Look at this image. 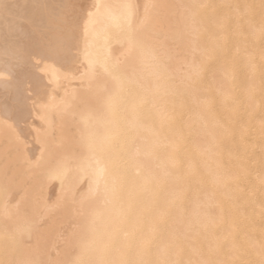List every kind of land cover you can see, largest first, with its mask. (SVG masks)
<instances>
[{
  "label": "bare ground",
  "instance_id": "1",
  "mask_svg": "<svg viewBox=\"0 0 264 264\" xmlns=\"http://www.w3.org/2000/svg\"><path fill=\"white\" fill-rule=\"evenodd\" d=\"M240 1L0 0V264H264V2Z\"/></svg>",
  "mask_w": 264,
  "mask_h": 264
},
{
  "label": "snow or ice",
  "instance_id": "2",
  "mask_svg": "<svg viewBox=\"0 0 264 264\" xmlns=\"http://www.w3.org/2000/svg\"><path fill=\"white\" fill-rule=\"evenodd\" d=\"M40 7L44 6L41 5ZM5 14H7V5L0 4V15ZM88 15L90 16L91 13H88ZM54 23L56 25L55 36L54 38L50 37L47 39L42 51L46 55L60 56L66 54L70 50L71 34L74 30V20L71 15L65 14L63 16L55 17ZM88 63L90 66L93 64L91 60H89Z\"/></svg>",
  "mask_w": 264,
  "mask_h": 264
},
{
  "label": "rangeland",
  "instance_id": "3",
  "mask_svg": "<svg viewBox=\"0 0 264 264\" xmlns=\"http://www.w3.org/2000/svg\"><path fill=\"white\" fill-rule=\"evenodd\" d=\"M239 1H240V0H239ZM248 1H249L251 4H249ZM257 1H258V2H257ZM261 1H262V0H252V2H251V0H245V1L242 0V2L240 1V5H239V6H241V5L243 6V7H242V6L240 7L241 9H244V8L251 9L252 7H254V8H255V9H254V12H256V11H255L256 9L258 10V8H259V9L264 8V4H263L262 8H260V6H259L260 4L262 5V3L264 2V0H263L262 2H261ZM214 3H215V5H216V0H215ZM238 3H239V2H238ZM238 3H237V4H238ZM246 3H247L248 5H247ZM258 3H259V5H258ZM252 4H255L256 6L258 5L259 7L257 6V7H258V8H257V7H255V5L253 6ZM249 5H250V6H249ZM250 7H251V8H250ZM216 8H217V7H215V8L213 9V10H214L213 13H214V12H215V13L217 12V9H216ZM215 10H216V11H215ZM252 11H253V10H252ZM254 12H253L252 14H253L254 18L256 17V19H257V18L259 17L260 14L257 12V13H258V15H257L258 17H257V16H256L257 13H254ZM258 19H259V18H258ZM263 20H264V19H263ZM216 33H217V32H216V30H215V32H214V34H213V35H215V37H217V35H218V34H216ZM213 38H214V37H213ZM214 40H216V39L214 38ZM215 51H216V50H215ZM215 56H216V52H215ZM215 59H216V58H214V60L212 61V65H211V70H214V69H215L214 71H212V75H213V76H216V74H217V70L220 68L219 66H223V64H218L217 61H215ZM214 63H216V64H214ZM217 64H218L219 66H217ZM212 67H213V69H212ZM215 67H216V68H215ZM229 145H232V143L229 144ZM257 156H258V157H257ZM252 157H253V158H256V157H257V158L260 159L261 155H260V153H256V154L254 153V154H252ZM258 166H259V165H258L257 163H255V167H258ZM244 183H245V184H243V186H244V188L246 189L245 194H249V193H250V187H251V184H250L248 181H245ZM250 233L252 234V232H250Z\"/></svg>",
  "mask_w": 264,
  "mask_h": 264
},
{
  "label": "crops",
  "instance_id": "4",
  "mask_svg": "<svg viewBox=\"0 0 264 264\" xmlns=\"http://www.w3.org/2000/svg\"><path fill=\"white\" fill-rule=\"evenodd\" d=\"M261 86H262V85H261ZM261 86H260V87H261ZM260 92H262V91H260ZM263 93H264V92H263ZM261 96H262V93H261V94H257V93H256V96H255V99H254L253 102H257V101L259 100L260 103L263 102V103L261 104V105H263V104H264V97H263L264 95H263L262 97H261ZM256 98H257V99H256ZM260 100H261V101H260ZM253 102L251 101V104H252Z\"/></svg>",
  "mask_w": 264,
  "mask_h": 264
}]
</instances>
